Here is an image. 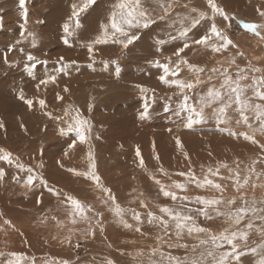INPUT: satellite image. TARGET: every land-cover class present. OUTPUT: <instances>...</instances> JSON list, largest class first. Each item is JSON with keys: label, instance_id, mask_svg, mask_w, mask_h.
<instances>
[{"label": "rangeland", "instance_id": "rangeland-1", "mask_svg": "<svg viewBox=\"0 0 264 264\" xmlns=\"http://www.w3.org/2000/svg\"><path fill=\"white\" fill-rule=\"evenodd\" d=\"M120 2L96 0L79 14L77 26L73 5L79 7L83 0H25L24 8L20 7L19 0H0V122L3 123L0 149L10 152L14 161L10 165L0 160V168L5 173L0 180V253H3L0 264L14 261L16 258L11 253L23 255L21 264H62L64 261L68 264H108L109 261L112 264H175L170 257L180 258L184 264H192L193 260L197 264H216L220 254L230 246L217 248L211 241V230L217 235L226 229L245 231L249 223L264 221V133L259 131L260 122L254 113H246L249 127L233 106L228 110L229 122L220 124L211 115L212 108L218 106L213 105L205 109L209 115L203 123L188 129L184 126L187 113L179 109L182 93L159 79L163 75L162 66L168 63L174 67L178 60L174 53L187 41L189 47L180 56L204 69L199 74L203 83L186 90L191 98L189 103L195 104L211 87L220 88L223 78L220 72L213 73V68L221 72L227 68L233 79L238 68H258L260 72L246 71L249 79L241 81V85H251L253 76L264 75V27L258 29L261 33L258 36L246 31L242 23L264 26L261 15L264 0H215L228 16L227 20L215 13L207 0H141L143 8L156 22L148 29H132L140 37L137 41L128 49L112 40L95 44L103 34L102 25H108L111 31V14L119 13ZM169 4L171 7L165 11ZM197 20L199 23L194 24ZM213 23L235 47L229 45L226 50L213 52L212 42L221 43L215 37H211L208 46L195 43L210 33ZM65 24L69 25L71 35L64 32ZM185 29H188L187 37H181L180 32ZM88 45L93 47L91 54ZM28 56L33 59L29 60ZM65 64L70 65L67 74H57V69ZM53 74L57 76L55 83H40ZM176 78L194 81L196 74L181 65ZM141 87L149 91L142 92ZM144 97L149 98V116L141 119ZM245 98L252 104H264L254 97L251 88ZM26 100L33 101L31 107ZM40 100L45 101L43 107ZM66 111L70 115L66 116ZM77 114L87 121L89 129L84 143L75 132L67 131ZM241 133L254 137L255 143ZM177 138L182 147L177 145ZM73 140L76 144L69 148ZM89 152L94 157L96 175L102 177L99 187L92 180L68 171L70 168L87 171ZM17 159L25 167L33 168L36 174H42L47 186L39 181L30 188L24 186L27 173L15 166ZM222 164L228 167H220L219 175L210 178L221 185L226 183L228 187L222 186L223 193L210 187L197 188L195 184H188L184 192L171 187L173 181L186 182L177 173L191 171L202 179L209 168L216 169ZM236 173L241 183L248 178L243 190L237 191L235 187ZM153 177L178 196L221 198L225 203L217 206L220 211L227 212L229 208L234 211L242 206L241 196L248 207L254 206L257 211H249L238 225L227 216H217L212 208L208 210L212 219L192 211L196 224L209 231L191 235L185 231L177 238L171 224L167 232L158 223L149 224L147 212L161 215L158 205L181 211L203 205L194 199L182 205L179 200L164 197ZM109 183L116 186L111 187ZM102 188L110 189L116 203L126 210L124 218L132 228L116 222L110 210L109 193ZM57 192L91 206L89 219L77 217L73 224L71 207ZM253 192L262 196L253 200L256 198L252 197ZM231 199L236 203L229 206L227 201ZM140 200L147 208L141 207ZM130 210L140 212L143 223L137 224ZM220 218H226L227 222ZM98 220L103 232L97 225ZM256 224L264 228V223ZM136 227L141 231L137 232ZM245 232L247 240L236 241L242 259H232L231 264H257L255 259L261 253L258 251L264 244V233ZM201 240L208 243L201 244ZM194 243L196 247H188Z\"/></svg>", "mask_w": 264, "mask_h": 264}, {"label": "snow or ice", "instance_id": "snow-or-ice-1", "mask_svg": "<svg viewBox=\"0 0 264 264\" xmlns=\"http://www.w3.org/2000/svg\"><path fill=\"white\" fill-rule=\"evenodd\" d=\"M208 5L211 7V9L215 12L220 14L224 17V19H228V16L224 13V11L215 3V0H207ZM96 3V0H83L82 5L79 7L76 5H73V16L76 17L77 26H79V14L86 11L90 6ZM19 4L21 8H24L25 0H19ZM164 7V5H161ZM171 5L169 4L165 11H167L168 8H170ZM118 8L120 9L119 13L113 12L111 14V22H110V29L108 25H102L103 28V34L101 37H98L94 43L95 44H106L109 42V40H112L113 43H119L122 45L124 49H128L130 45H132L135 41H137L140 37L137 33L132 32V29H148L152 24H154L156 21L153 19V17L149 14L148 10L143 8L141 0H121V2L118 4ZM261 15L264 16V12H261ZM25 19H27V12L24 13ZM195 23H199V21H195ZM242 27L255 35H260V29L261 27H264L262 25H258L255 23H248L244 22L242 23ZM64 32L67 35H71V32L69 31V25H64ZM188 29H185L180 32L181 37H187ZM211 37H215L218 41L221 43L217 44L215 41L212 42V51L213 52H220L222 50H226L229 45H233L231 39L222 31L220 30L215 23L211 25L210 33L207 35L202 36L200 39L196 40V44H202L205 46H208L209 41ZM264 38V37H262ZM64 42L67 44L68 40L67 37H65ZM162 43V42H161ZM189 47V44L187 41H185L183 47H180L176 50L174 55L178 58L177 62L175 63L174 67H170V64L166 63L162 66L163 69V75L159 77L160 81L166 85H172L175 86L180 90L182 93V100L179 104L180 111L186 112L187 115L184 117L185 124L184 126L188 129L193 128L194 125H198L203 123L207 117L208 113L205 111L206 108H210L213 105H218L217 107L212 108V113L218 123L220 124H227L229 122L228 117V110L233 108L235 106V111L239 113V116L243 123L248 124L249 122V116L246 115L247 112L254 113L255 119L260 122V128L259 131L261 133H264V104L256 103L252 104L249 102L248 98H245V93L248 90V88L252 89L253 95L255 98L259 99L260 101H264V91L261 89H264V75L262 76H253L251 78L252 83L251 85H241V81L249 79V77L246 75V71H252V72H260V69L258 68H250V69H243L238 68L236 72V78L233 79L231 73H229L228 69L225 68L221 72L220 69L213 68L211 71L213 73L220 72L222 76V83L220 85V88L211 87L207 90V92L204 95H201L195 104L189 103V100L191 99L189 95L187 94L186 90H191L195 88L197 85L203 83L202 80L199 79V74L204 71L203 68H200L196 65L189 64L187 60L183 59L180 54L184 52L186 48ZM88 52L91 54L93 52L92 45H88ZM29 60H32V56H28ZM60 60H63V57L60 58ZM75 63V62H72ZM159 65V62H156ZM232 63L234 64L235 61L233 60ZM181 65H186L188 70L190 72H193L196 74V79L194 81H185L182 79H177L176 77L179 76L181 71ZM70 65H62L59 69H57V74L63 72L64 74H67V69ZM35 65H32V68H34ZM117 74H119V68L116 69ZM29 74L31 75V68L29 69ZM169 77H172V79H169ZM57 76L55 74L48 75L47 79L41 80V84H47L49 82L55 83ZM211 79V77H209ZM139 87V86H138ZM65 91L67 89L65 88ZM142 92L149 91L148 89H144L141 87ZM58 99H62V97H57ZM20 99H24V96L21 94ZM148 97H144V107L143 111L140 113V118L144 119L149 116V104H148ZM154 102V97L152 98ZM29 107L32 106L33 101L32 100H26L25 101ZM39 104L41 107L44 106L45 101L40 100ZM65 115H70L69 112H65ZM177 115H179V112H177ZM74 123L71 124L67 131L68 132H75L77 134V138L81 143H84L86 141V132L89 130L86 125L87 121L83 120L78 114L74 118ZM241 121L238 120L237 123L239 124ZM249 127H251L250 124H248ZM3 127V123L0 122V128ZM230 131V130H229ZM62 134L64 133V130H61ZM235 134V133H232ZM245 137V139L252 140L253 143H255V139L252 136H249L247 133H241ZM176 143L178 146H181V141L179 138H177ZM76 144V140H73L72 143L69 145V148L74 147ZM42 151V150H41ZM65 156L68 155L67 151L64 153ZM137 156H140L139 150H137ZM185 156L187 157V154L185 153ZM159 159V157H156ZM89 159V167L87 171H77L76 169H68L69 172H72L74 175L82 176L87 179L92 180L97 184L99 187V181L100 178L98 175H96L95 172V161L94 157L91 152L88 154ZM0 160H3L7 162L8 164H13V158L12 154L10 152H5L4 150L0 149ZM15 166L20 169L23 172L27 173L26 178L23 181L24 186L26 187H33L35 182L39 181L41 185L47 186V180L44 178L42 174H36L34 172V169L31 167H25L24 164L19 163L18 159L15 161ZM140 166L143 167V160L140 161ZM42 167V165H41ZM227 168V164H222L216 169L209 168L207 171V174L203 176L201 179L200 177H197L193 172H180L177 173L179 176H183L186 178V182L182 183L179 181H173L171 187L174 189H177L181 192L187 191L188 184H195L197 188H212L216 191L223 192V187L221 184L216 183L214 179L210 177H215L219 175V168ZM163 172V169H161ZM166 174V173H165ZM4 170L3 168H0V180L4 178ZM155 183L159 185V190L162 193V195L166 198H171L173 201H180L183 205L186 201H192L194 199V202L200 205H203L202 208L198 209H187L186 211H181L177 209L170 208L168 206H157L159 208V212L161 215H156L152 211L147 212V222L149 224L158 223L165 232L168 231L169 225L171 224L175 229V235L177 238H180L184 232L186 231L189 235L193 233H205L208 232L209 229L204 228L196 224L195 218L190 214L192 211H195L198 215L204 216L206 219H212V216L209 213V209L212 208L215 210L217 216H227L228 219L235 223L240 224V222L244 219V217L247 215L249 211L255 213L257 209L253 207L247 206V201L244 200V197L241 196V200L244 201V204L238 208H236L234 211L229 208V211L223 212L220 211L217 206L225 203L221 198H214V199H207L205 197H189V196H178L176 191H170L167 189L166 185L161 183L160 180H156L154 177ZM248 184V178L245 177L243 183L240 181L239 173H236V179H235V187L237 191L242 189L245 185ZM102 191L105 193H109L108 200L112 202L111 211L116 218V222L121 224L125 228H132L133 225L130 224L124 217L126 210L121 208L119 204L116 203V199L113 195L110 194V189L102 188ZM57 196H63L65 200L69 203L71 207V213L70 215L73 217L72 223L75 224L77 222V217L80 220H88V213L92 211L91 206L83 204L80 200L77 198L70 196V195H64L62 193L57 192ZM39 203V201H37ZM236 203L235 199H231L227 201V204L229 206L234 205ZM140 205L143 208H147V204L144 203L143 200L140 201ZM132 213V219L136 221L137 224L143 223L141 219V213L135 210H130ZM167 217V219H165ZM55 219V217H53ZM6 224L10 223L8 221H5ZM97 225L100 226L101 222L98 220ZM247 227L250 229L252 228V224L249 223ZM135 230L137 232H140V227H136ZM100 231L103 232V227L100 226ZM90 233L94 235V231L90 229ZM248 238V233L244 231H228L227 229L220 233L219 235L213 234L211 236L212 243L217 248H223L225 244L229 245L230 248L228 250L223 251L220 254L219 259L216 261V264H231V260H239L241 256V252L239 250L240 246L236 243L237 240L246 241ZM219 241V243H218ZM201 244H206L208 241L201 240ZM172 246V245H169ZM183 247H186V245H180ZM0 255H3V253H0ZM11 256L15 257L16 259L14 261H9L8 264H21V261L24 259L22 254L18 253H11ZM208 255H212L211 252L208 253ZM172 261H175V264H184V262L180 261L179 259L175 257L169 258ZM62 264H68L67 261L62 262ZM108 264H112L111 261L108 262ZM192 264H197V261L193 260ZM257 264H264V254L260 256V258L257 261Z\"/></svg>", "mask_w": 264, "mask_h": 264}, {"label": "bare ground", "instance_id": "bare-ground-1", "mask_svg": "<svg viewBox=\"0 0 264 264\" xmlns=\"http://www.w3.org/2000/svg\"><path fill=\"white\" fill-rule=\"evenodd\" d=\"M74 1H75V0H74ZM234 4H235V3H234ZM83 33H84V31H83ZM68 43H69V42H68ZM75 45H76V44H75ZM99 47H100V46H99ZM238 138H239V137H238ZM235 140H236V139H235ZM18 144H19V143H18ZM228 150H229V149H228ZM245 153H246V152H245ZM245 153H244V154H245ZM244 154H243V156H244ZM245 156H246V155H245ZM217 157H218V156H217ZM224 157H225V156H224ZM224 157H222V158H224ZM218 158H219V157H218ZM219 160H220V159H219ZM194 163H196V162H194ZM194 163H193V164H194ZM228 163H230V162H228ZM201 164H202V163H201ZM55 165H56V164H55ZM181 167H182V166H180V168H179L180 171L182 170ZM183 168H184V167H183ZM191 168H192V167H191ZM194 168L197 169V167H194ZM185 171H186V170H185ZM100 178L102 179V177H100ZM107 184H108V183H107ZM222 184H223V183H222ZM225 185H226V183H225ZM225 185H222V186L224 187ZM109 186L112 187V186H116V185H115L114 183H109ZM226 186H227V185H226ZM226 186H225V187H226ZM227 187H228V186H227ZM227 187H226V189H227ZM230 189H231V187H230ZM228 190H229V189H228ZM242 190H243V189H242ZM224 191H225V190H224ZM225 192H226V191H225ZM225 192H224V193H225ZM257 192H259V191H257ZM217 193H219V192L217 191ZM222 193H223V192H222ZM228 193H229V192H228ZM232 193H233V192H232ZM225 194H226V193H225ZM229 194H231V193H229ZM233 194H234V193H233ZM237 194H238V193H237ZM214 195H215V194H214ZM216 195H217V194H216ZM220 195H221V194H220ZM251 195H252V197H256V198H251V199H253V200L259 198V196H260V197L262 196V194H260V193H255V192L251 193ZM218 196H219V195H218ZM218 196H217V197H218ZM221 197H222V196H221ZM214 198H215V197H214ZM227 198H228V197H227ZM140 201H141V200H140ZM223 212H226V210H223ZM225 219H226V218H220V221H221V220L224 221ZM216 220H217V219H216ZM218 221H219V220H218ZM225 221H226V220H225ZM226 222H227V221H226ZM216 223H217V222H215V224H216ZM223 223H224V222H223ZM251 223H253V224H252V228L249 229V228L247 227V225H246V226H245V231H246V230H251V231L256 232L257 234H258V233H264V228H262L260 225H257V224H256V223H264V221H262V220L259 221V222H257V221H253V222H251ZM220 224H221V223H220ZM225 224H226V223H225ZM222 226H223V225H222ZM226 226H227V225H226ZM223 228H225V227H223ZM260 228L262 229V232L260 231ZM222 230H223V229H222ZM222 230H221V231H222ZM173 231H174V230H173ZM237 231H239V230H237ZM245 231H244V232H245ZM222 232H223V231H222ZM210 233H213V234H215V235L218 234L216 231H212V230H211ZM213 234H212V235H213ZM258 239H259V238H258ZM252 240H253V239H252ZM145 241H146V240H145ZM198 244H199V243H198ZM207 245H208V244H207ZM191 246L196 247L197 244L194 243V244H192V245H190V246H188V247H191ZM211 246H212V245H211ZM211 246H210V247H211ZM210 247L208 246V248H210ZM208 248H207V249H208ZM208 250H209V249H208ZM222 250H223V249H222ZM258 250H259V249H258ZM258 250H256V251H258ZM187 251H188V250H187ZM200 251H201V250H200ZM249 251H251V250H249ZM254 251H255V250H254ZM178 252H179V251H178ZM245 252H246V251H245ZM245 252H244V253H245ZM259 252H261V253L258 254L257 259H259L260 256L262 255V253H264V244L262 245V249L259 250L258 253H259ZM183 253H184V252H183ZM188 253L191 254L190 251H189ZM193 253H194V252H193ZM203 253H204V251H203ZM197 254H198V253H197ZM254 256H256V255H252V257H254ZM180 257H181V256H180ZM254 258H255V257H254ZM179 259H180V258H179ZM240 259H242V258H240ZM257 259H255V263H257V261H256ZM189 260H190V259H189ZM191 261H192V260H191ZM237 261H238V260H237ZM253 261H254V259H253ZM235 262H236V261H235ZM238 263H239V262H238ZM238 263H237V264H238Z\"/></svg>", "mask_w": 264, "mask_h": 264}]
</instances>
